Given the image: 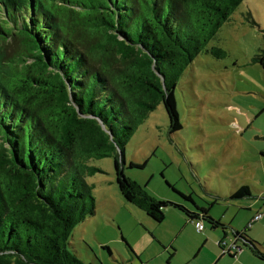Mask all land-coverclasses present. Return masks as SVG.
<instances>
[{"label":"trees","instance_id":"16d2710c","mask_svg":"<svg viewBox=\"0 0 264 264\" xmlns=\"http://www.w3.org/2000/svg\"><path fill=\"white\" fill-rule=\"evenodd\" d=\"M241 1L0 0V264H86L69 239L94 214L91 159L112 157L121 196L154 221L171 206L225 229L190 194L193 209L151 196L124 174V149L159 104L181 129L178 81L203 49L225 56L206 45ZM252 60L264 79V41ZM234 237L264 261L246 230Z\"/></svg>","mask_w":264,"mask_h":264},{"label":"rangeland","instance_id":"374dc122","mask_svg":"<svg viewBox=\"0 0 264 264\" xmlns=\"http://www.w3.org/2000/svg\"><path fill=\"white\" fill-rule=\"evenodd\" d=\"M261 30L264 0H242L206 45L221 47L225 56L217 59L203 49L178 81L181 129L168 132L159 104L130 137L124 174L157 200L193 209L181 196L190 194L213 217L233 224L248 214L230 198L240 185L249 187L251 203L257 196L264 200V79L252 60L263 47ZM88 164L99 170L86 177L94 214L74 228L69 250L86 264H182L196 237L193 224L183 228L184 213L168 206L164 219L154 221L121 196L112 157Z\"/></svg>","mask_w":264,"mask_h":264},{"label":"crops","instance_id":"0c3cea01","mask_svg":"<svg viewBox=\"0 0 264 264\" xmlns=\"http://www.w3.org/2000/svg\"><path fill=\"white\" fill-rule=\"evenodd\" d=\"M260 192L264 191L260 190ZM252 198L254 196L250 195L235 199L238 200L236 201L238 204L243 203L240 205V208L248 213L240 218L237 224H233L231 219L225 222L217 217H213L209 212L211 217L217 219L218 222L225 226V229L219 225L212 226L211 224H207L208 226H204L201 231H197L194 222L183 218V228L188 226V224H193V227L191 225L190 227L191 230L193 229L192 232L196 237L194 248L184 256L182 264H264V261L258 259L249 247L243 246L234 237V232L246 230L249 237L258 243V248L264 251V200L262 196H257V199L251 203L250 200ZM221 240H235V243L237 246H241V249L229 252L223 251L220 245ZM173 242L174 239L169 242L170 248H172ZM139 255L141 257V254ZM147 261L148 259H145L143 264H147Z\"/></svg>","mask_w":264,"mask_h":264},{"label":"built area","instance_id":"2783aa9c","mask_svg":"<svg viewBox=\"0 0 264 264\" xmlns=\"http://www.w3.org/2000/svg\"><path fill=\"white\" fill-rule=\"evenodd\" d=\"M203 223L201 221H196L195 222V227L197 231H200L203 229ZM236 240V239H235ZM235 240H221L220 245L223 248V251H235L240 249L237 244L235 243Z\"/></svg>","mask_w":264,"mask_h":264},{"label":"water","instance_id":"95a60500","mask_svg":"<svg viewBox=\"0 0 264 264\" xmlns=\"http://www.w3.org/2000/svg\"><path fill=\"white\" fill-rule=\"evenodd\" d=\"M102 127L104 128L103 124H102ZM239 248H241V246H239Z\"/></svg>","mask_w":264,"mask_h":264}]
</instances>
